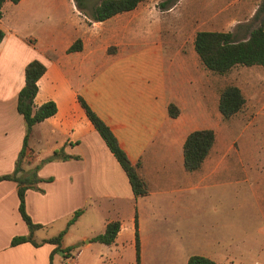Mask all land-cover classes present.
I'll return each mask as SVG.
<instances>
[{
  "label": "crops",
  "instance_id": "0c3cea01",
  "mask_svg": "<svg viewBox=\"0 0 264 264\" xmlns=\"http://www.w3.org/2000/svg\"><path fill=\"white\" fill-rule=\"evenodd\" d=\"M164 1L143 0L136 9L104 22L91 21L74 0L4 3L0 19L5 33L0 43V176L14 173L23 148L26 125L17 110L18 96L25 86V69L35 60L46 66V73L38 81L34 105L39 108L53 101L58 111L33 128L28 153L37 163L56 153L78 158L46 162L38 172L43 181L26 192L27 212L35 224L43 226L33 236L38 246L30 242L12 246L15 237L29 236L30 230L19 212L18 184L0 182V264H56L57 260L65 264L67 250L75 251L79 243H85L87 250L99 244V252L90 255L91 264H137L136 215L141 264L161 231L171 247L178 242L182 251L186 245L202 243L192 256L235 264L239 256L232 242L228 246L226 238L225 247L218 250L208 246L206 226L208 184L217 183L219 172L233 169L232 163L224 162L218 134L219 123L224 121L219 99L229 85L225 75L209 71L195 53L196 16H189L190 26L175 24V15L188 0L162 8ZM185 31L192 33L187 52L183 51ZM77 40L82 50L69 52ZM234 86L242 90L245 107L249 106L244 84ZM251 87L256 93L257 81ZM79 97L110 127L146 182V196L136 199L126 173L88 119ZM171 104L180 110L177 118L169 115ZM251 110L256 114L246 117H253L255 123L264 117V106L254 105ZM206 129L215 132V144L201 168L189 172L184 166L185 141L192 132ZM31 141L43 147L45 154L40 156L32 149ZM81 209L84 213L78 221L89 209L95 219L102 212L109 217L76 241L72 230L77 221L55 252L58 246L44 241L66 230ZM113 222L121 225L115 242H94ZM233 225L232 221L231 236L237 234V223L235 230ZM222 240L214 241V246ZM190 257L183 255L179 261L187 264Z\"/></svg>",
  "mask_w": 264,
  "mask_h": 264
},
{
  "label": "rangeland",
  "instance_id": "374dc122",
  "mask_svg": "<svg viewBox=\"0 0 264 264\" xmlns=\"http://www.w3.org/2000/svg\"><path fill=\"white\" fill-rule=\"evenodd\" d=\"M186 3L185 8L188 9L185 11L183 8L175 15V24L179 27L190 26L189 16L193 14L197 19V33L204 30L233 32L237 38L242 39L251 31L264 28V0H188ZM184 37L186 44L183 51L187 52L191 50L192 33L185 31ZM225 76L226 85L244 84L249 106L236 118L219 123V149L225 151L224 162L232 163L233 169L219 172L217 183L208 184V246L212 245V248L218 250L219 247H225L226 243L229 246L232 242L234 254L239 256L235 264H264V117L259 118L256 123L253 117H246L248 113L256 114V110H251V106H264V69L260 66L239 65ZM256 81L259 88L254 89L255 93L251 83ZM30 147L40 152V156L43 155L44 148L40 149L37 143H30ZM33 160L37 161L35 158ZM102 213L95 219L89 209L72 230L76 241L84 234L90 235V232L97 230L100 225L96 224L109 217V213ZM232 221L234 225L237 223V234L233 236L230 235ZM191 225L192 232L193 223ZM156 227L158 228V224ZM226 230L229 232L228 236H219L220 233L225 234ZM165 236L162 231L159 233L146 253L145 264H181L179 260L183 255L192 256L196 254L194 250L197 247H203L202 243L196 242L192 246H184L181 251L178 242L171 247L170 243L164 241ZM221 238L222 242L214 246V241L220 242ZM183 240H187L186 235ZM84 246L85 243H79L75 247V252L82 249L78 264H91L90 255L95 251L99 252L100 246H94L93 250H87ZM56 264L61 263L57 260Z\"/></svg>",
  "mask_w": 264,
  "mask_h": 264
},
{
  "label": "trees",
  "instance_id": "16d2710c",
  "mask_svg": "<svg viewBox=\"0 0 264 264\" xmlns=\"http://www.w3.org/2000/svg\"><path fill=\"white\" fill-rule=\"evenodd\" d=\"M6 1L15 4L21 0H0V19L3 17V5ZM77 8L84 13L93 22H104L112 17L129 12L137 8L143 0H74ZM179 0H166L160 4V7L166 8L175 5ZM5 33L0 29V43L3 41ZM195 51L198 54L203 65L211 72L219 75L228 74L236 66H260L264 69V28H257L242 39L237 38L233 32H209L200 31L196 34L194 40ZM82 50L81 40H77L69 52ZM112 50L110 49V52ZM46 73V66L38 60L32 61L25 69V86L18 96L17 110L23 117L26 125V135L23 148L16 161L14 173L11 175L0 176V182L9 180L18 184V197L20 200L19 212L22 219L29 227V236H19L12 240V246L23 243H33L38 246L33 239L35 231L43 226L35 224L26 209V192L29 189H37L38 184L43 180L38 176V172L43 164L54 159L69 160L78 158L56 153L52 158L45 159L39 163L34 162L29 151V138L33 128L44 122L46 119L56 115L58 108L55 102L50 101L39 108L34 105V100L38 94V81ZM79 102L84 109L88 119L94 125L96 131L106 143L107 147L117 159L118 163L126 173L133 193L137 198L144 197L149 193L146 182L138 173L137 167L129 160L126 152L120 146L118 139L110 127L91 109L88 103L79 97ZM246 98L242 90L234 85H229L221 92L219 99V111L225 121L240 113L245 105ZM168 112L170 117L177 118L180 110L173 104L169 105ZM216 141V134L211 129L198 130L192 132L184 144V166L187 171L193 172L199 170L210 154ZM49 179L47 181H51ZM84 210H78L74 213L67 225V229L61 232L57 237L44 242L57 245L55 252L60 251L62 239L67 230L75 224L82 216ZM120 223L113 222L107 225L103 234L93 238L94 242L104 245H112L120 230ZM136 226V255L137 264H141V248L138 232V219L135 217ZM69 250H67L68 252ZM187 264H217L213 260L199 255L191 256Z\"/></svg>",
  "mask_w": 264,
  "mask_h": 264
},
{
  "label": "built area",
  "instance_id": "2783aa9c",
  "mask_svg": "<svg viewBox=\"0 0 264 264\" xmlns=\"http://www.w3.org/2000/svg\"><path fill=\"white\" fill-rule=\"evenodd\" d=\"M31 157L34 158V155L32 153H31ZM79 255H80V251L66 252L64 255L65 264H78Z\"/></svg>",
  "mask_w": 264,
  "mask_h": 264
}]
</instances>
